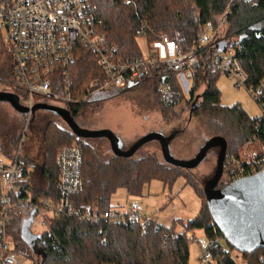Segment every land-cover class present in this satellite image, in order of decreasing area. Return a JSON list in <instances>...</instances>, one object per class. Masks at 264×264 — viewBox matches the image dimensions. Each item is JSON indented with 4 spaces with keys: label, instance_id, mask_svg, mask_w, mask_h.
<instances>
[{
    "label": "trees",
    "instance_id": "16d2710c",
    "mask_svg": "<svg viewBox=\"0 0 264 264\" xmlns=\"http://www.w3.org/2000/svg\"><path fill=\"white\" fill-rule=\"evenodd\" d=\"M11 1L0 0L2 3ZM232 2L233 0H89V5L102 20L101 29L109 44L115 46L113 58L122 62L142 57L144 52L140 49L139 41L142 39L147 46L158 38L159 33L178 39L179 46L184 51L195 43L198 31L206 21H211L217 28L220 18L225 15L223 36L219 35L221 26L215 33L216 37L235 49L246 77L245 85L256 87L262 84L264 91V0H247L234 5ZM243 33L247 39L238 42ZM232 35H236L237 39L231 42ZM200 50L199 60L193 71V81L186 94L181 89L176 73L164 69L149 72L139 83L126 90L134 89L153 96L167 121L179 116L174 109L181 102L188 109L190 117H201L209 135H220L226 140L221 172L226 177L228 163L225 158L228 154L238 157L241 147L253 140H259L264 148V123L259 116L250 118L239 104L226 106L221 103V92L216 85L220 72L213 68L207 58L212 47ZM73 55L74 58L66 69L73 95L82 96L89 81L100 76L102 68L98 66L96 55L79 42L74 45ZM12 78L7 44L0 45V80L10 83ZM162 79L171 83L173 97L170 101H164L157 91V82ZM202 84L205 86L199 99L196 92ZM112 93L103 92L101 95L109 96ZM90 104L91 100H86L66 104L64 108L75 119L86 114ZM42 127L44 157L38 165L42 181L31 186L29 181L32 171L29 170L27 181L20 183V186L30 189L36 197L58 199L56 180L59 169L55 164V154L60 146L76 143L82 154V185L71 195L75 206L93 205L104 211L112 208V194L120 187L129 195H141L146 183L158 180L163 187L170 188L179 176L197 192L201 206L192 219L183 221L176 218L168 226L148 219L143 227L138 216H129L127 213H123L124 221L104 218L90 223L62 213L48 219V232L36 234L34 241L38 251L33 250L23 236L24 214L17 213L11 216L7 226L8 237L13 243V251L28 257L31 264H188L189 239L185 233L190 230H200L208 239L207 249L212 256V262L208 264H236L231 256L234 250L239 253L244 264H264V247L237 250L225 238L207 206L203 188L199 190L195 178L185 172L188 168L158 160L153 153L135 156L133 151L128 156L114 153L106 155L88 143L89 136H79L69 126L64 128L47 119ZM4 135L7 136L6 140ZM4 135L0 140V153L11 159L14 157L12 153H16L19 146L20 135L16 138L8 137V133ZM8 147H12L14 152L11 153ZM20 159L28 168V161L23 157ZM221 175L216 188L224 187L230 182L228 176L225 182L219 183ZM1 209L0 199V211ZM178 226L180 229L176 230ZM220 244L226 249H220Z\"/></svg>",
    "mask_w": 264,
    "mask_h": 264
},
{
    "label": "built area",
    "instance_id": "2783aa9c",
    "mask_svg": "<svg viewBox=\"0 0 264 264\" xmlns=\"http://www.w3.org/2000/svg\"><path fill=\"white\" fill-rule=\"evenodd\" d=\"M243 1L247 0H233L232 3L234 5ZM224 19L225 15L221 17L217 28L211 21H206L198 31L195 43L184 51L179 46L178 39L159 33L155 41L145 46L142 57L122 62L113 58L115 46L110 45L106 39L101 29L102 20L90 7L89 0L0 2V25L7 28L9 33L6 43L13 73V80L7 83L22 91L19 96L27 108V111L23 112L26 123L30 121L32 108L36 103L60 102L62 107H65L66 104L93 99L94 95L103 92L125 90L139 83L149 72L155 73L162 69L175 72L182 91L187 93L193 81V71L199 60L200 49L205 47H212V52L207 58L213 68H217L221 75L233 78L235 85L240 87L245 84L246 77L235 49L227 42L224 48H219L218 44L224 40L215 35ZM77 42L87 46L96 55L98 66L102 68L100 76L89 81L82 96L73 95L72 83L66 69L74 58L73 50ZM262 86L250 85L247 89L252 98L261 105L259 119L264 123ZM157 91L164 101L172 100L171 83L168 80H158ZM25 140V134L22 133L18 140L19 148ZM55 155V164L59 169L56 180L57 200L48 196L36 197L30 189L20 186V183L27 181L29 170L22 164L18 148L14 157L9 158L7 163H2L0 159V264H16L15 255H20L13 251V243L7 233L11 216L17 213H23L24 219H27L31 211H34L32 223L37 218L40 226L44 227L42 232L49 230L48 219L62 213L89 223L104 218L124 221L123 213L140 216L134 202L127 212L113 208L101 211L93 205L75 206L71 195L82 185L81 151L78 145L73 143L60 146ZM225 159L234 166L229 174L230 183L264 169V149L250 160H241L232 154ZM147 221L148 219L141 221L143 227ZM196 242L201 249L198 264L212 262L206 236H200ZM219 248L226 249L223 244H220Z\"/></svg>",
    "mask_w": 264,
    "mask_h": 264
},
{
    "label": "rangeland",
    "instance_id": "374dc122",
    "mask_svg": "<svg viewBox=\"0 0 264 264\" xmlns=\"http://www.w3.org/2000/svg\"><path fill=\"white\" fill-rule=\"evenodd\" d=\"M221 19V18H220ZM220 23V20H219ZM218 23V24H219ZM219 35L225 30L222 25ZM8 30L3 25H0V45H6L8 38ZM223 36V35H222ZM237 39L236 35L230 37L231 42ZM140 49L145 51V42L139 41ZM216 85L221 92V103L229 106L239 104L245 110L250 118H257L262 109L261 105L256 102L245 84L237 87L233 78L219 75ZM204 84L200 85L197 90V95L200 99V94L204 89ZM8 92L18 96V103L25 107L24 100L21 98L22 91L18 87H13L7 82L0 80V92ZM109 96L94 95L91 104L86 114H81L75 117V123L84 130H110L113 135L121 140V150L126 151L133 144L138 142L148 133H161L167 138V151L172 159L188 162L194 158L203 143H205L211 135L205 129V123L201 117H190L188 109L181 103L175 106L174 109L179 116H174L167 121L163 117V113L157 106L153 96H148L145 92L141 93L134 89L129 90H114ZM184 93V91H183ZM186 94V93H185ZM148 96V98H147ZM150 99L151 101H147ZM198 99V100H199ZM37 100V99H36ZM85 102V101H83ZM55 106H62L60 102H52ZM30 121L26 123L25 115L7 100H0V140L2 135L8 133L10 138L25 134L26 140L20 148L18 146V156L23 157L28 161V170H31V179L29 184L35 185L42 181L39 173L38 165L41 163L43 155V146L41 141L42 125L45 120H51L58 126L68 128L67 123L58 113L48 110L35 108L31 112ZM25 131V132H24ZM3 138L6 140L7 136ZM88 143L97 148L101 153L106 155L113 154L110 140L105 137H89ZM7 148L6 145H4ZM219 146L212 145L208 148L202 159L195 166L188 167L185 172L191 175L197 181L199 190L203 188L206 179L210 178L216 168L217 155ZM12 153V147H8ZM264 148L259 140H253L245 143L238 152V157L241 160H250L254 155L262 152ZM147 153H153L158 160L166 161L164 152L161 148L160 140L152 138L146 140L134 150L135 156H143ZM15 153H12L14 156ZM227 156H230L229 154ZM2 163H7L9 158L0 153ZM228 164V173L225 177L224 172L221 175L219 183L225 182L228 179L230 170L234 167L232 163ZM230 183V182H229ZM132 202L136 204L140 222L147 219H152L168 226L173 219L180 218L183 221L192 219L200 209L201 200L194 188L187 184L181 176L177 177L174 184L170 187H163L162 182L152 180L146 183L141 195H129L122 187L118 188L110 200L113 209L121 212H127ZM31 234L44 231V227L40 226L39 220H33L30 226ZM178 226L176 230H179ZM34 233H33V232ZM188 241L189 258L188 264H198V258L201 254L196 239L202 235L200 230H190L185 233ZM33 250L38 251L36 241L30 245ZM16 264H31V260L23 255H15ZM236 264H244L240 259L239 253L234 250L231 254Z\"/></svg>",
    "mask_w": 264,
    "mask_h": 264
},
{
    "label": "water",
    "instance_id": "95a60500",
    "mask_svg": "<svg viewBox=\"0 0 264 264\" xmlns=\"http://www.w3.org/2000/svg\"><path fill=\"white\" fill-rule=\"evenodd\" d=\"M247 39L246 34H240L238 42ZM225 42L222 41L218 47L224 48ZM7 100L17 110L23 112L27 108L22 107L18 103L16 94L8 92H0V100ZM35 108L45 109L54 113H59L67 123V126L79 136L102 137L105 136L110 140L111 149L114 154L131 155L133 151L146 140L156 138L161 142V148L164 152L166 161L183 166L185 168L195 166L212 145L219 146V153L216 160V169L214 174L206 180L203 192H205L207 206H209L213 219L219 225L225 238L229 240L232 246L237 250L254 249L257 246L264 247V169L259 173L245 175V177L232 181L221 188H216V184L220 178L223 159L226 151V140L215 135L210 137L199 149L198 154L188 160L182 162L172 159L167 151V138L161 133H148L142 139L133 144L131 148L122 151L121 140L113 135L110 130H84L75 123L74 118L62 106H55L49 103H36ZM34 211H31L29 218L23 220V236L30 244L34 243L36 234L30 233V224L32 223Z\"/></svg>",
    "mask_w": 264,
    "mask_h": 264
},
{
    "label": "flooded vegetation",
    "instance_id": "af4514ba",
    "mask_svg": "<svg viewBox=\"0 0 264 264\" xmlns=\"http://www.w3.org/2000/svg\"><path fill=\"white\" fill-rule=\"evenodd\" d=\"M64 108V107H63Z\"/></svg>",
    "mask_w": 264,
    "mask_h": 264
}]
</instances>
